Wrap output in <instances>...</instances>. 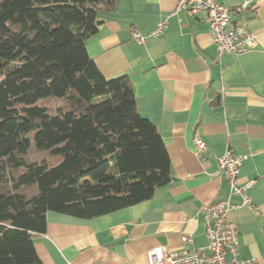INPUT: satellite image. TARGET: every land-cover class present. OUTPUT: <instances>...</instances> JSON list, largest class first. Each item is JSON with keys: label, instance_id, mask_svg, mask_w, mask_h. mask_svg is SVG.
<instances>
[{"label": "crops", "instance_id": "1", "mask_svg": "<svg viewBox=\"0 0 264 264\" xmlns=\"http://www.w3.org/2000/svg\"><path fill=\"white\" fill-rule=\"evenodd\" d=\"M215 1L258 36L257 49L219 58L207 13L177 10L176 0H116L103 16L88 52L105 77H130L138 111L165 141L171 182L147 201L91 219L48 212L47 231L35 239L44 264H148L157 246H206L201 208L229 196L218 164L228 149L245 157L239 182L254 181L249 195L258 208L229 213L241 231L240 255L264 264V0L248 8L245 0ZM166 19L160 36L131 38ZM197 138L207 145L202 153Z\"/></svg>", "mask_w": 264, "mask_h": 264}, {"label": "trees", "instance_id": "2", "mask_svg": "<svg viewBox=\"0 0 264 264\" xmlns=\"http://www.w3.org/2000/svg\"><path fill=\"white\" fill-rule=\"evenodd\" d=\"M116 0H0V264H44L50 211L91 219L171 182L128 75L88 52Z\"/></svg>", "mask_w": 264, "mask_h": 264}, {"label": "built area", "instance_id": "3", "mask_svg": "<svg viewBox=\"0 0 264 264\" xmlns=\"http://www.w3.org/2000/svg\"><path fill=\"white\" fill-rule=\"evenodd\" d=\"M257 0H245L242 8L255 7ZM177 10L186 9L192 15L206 12L210 24V33L216 45L219 58L226 54L241 55L257 49L258 36L248 27L236 24L232 19V9L215 0H176ZM168 27V19L158 23L148 35L133 30L131 38L142 44L150 37L160 36ZM198 153L206 150L202 139H195ZM245 157L235 155L228 149L218 158L219 172L229 185V196L201 208L205 219L207 245L200 248L168 251L157 246L149 252L148 264H259L256 258L242 259L240 255L241 231L236 222L229 219V213L241 207H249L258 212L249 189L254 181L239 182V171ZM234 197H240L238 202ZM190 240V237H185Z\"/></svg>", "mask_w": 264, "mask_h": 264}]
</instances>
